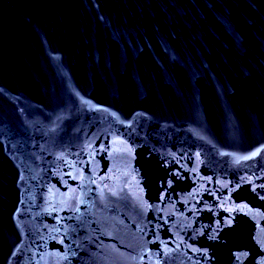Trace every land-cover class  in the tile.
Returning a JSON list of instances; mask_svg holds the SVG:
<instances>
[{
  "label": "water",
  "instance_id": "1",
  "mask_svg": "<svg viewBox=\"0 0 264 264\" xmlns=\"http://www.w3.org/2000/svg\"><path fill=\"white\" fill-rule=\"evenodd\" d=\"M0 264H264V0H0Z\"/></svg>",
  "mask_w": 264,
  "mask_h": 264
}]
</instances>
